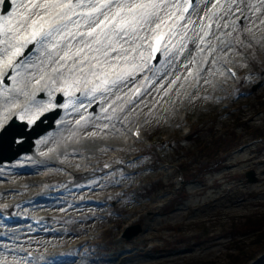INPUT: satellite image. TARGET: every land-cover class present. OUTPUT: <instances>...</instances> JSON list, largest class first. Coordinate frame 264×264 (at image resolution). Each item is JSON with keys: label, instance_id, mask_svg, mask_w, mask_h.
Returning a JSON list of instances; mask_svg holds the SVG:
<instances>
[{"label": "rangeland", "instance_id": "1", "mask_svg": "<svg viewBox=\"0 0 264 264\" xmlns=\"http://www.w3.org/2000/svg\"><path fill=\"white\" fill-rule=\"evenodd\" d=\"M259 35L261 33L257 32V36ZM245 40V44L236 46V53L229 54L227 61L221 62L219 71L214 69L213 74L207 76L205 69L199 87L193 89L187 101L184 100V92H181L182 99L168 98L167 103L157 104L154 115L143 122L146 133L143 142H147L148 136L155 144H161L152 151L144 152L135 143L130 145L127 128L119 134L95 138H85L82 134L79 139L65 137L55 145L61 151L59 156H53L51 152L41 156V151L52 146L47 142L38 145L37 140L48 133H58L63 127L56 123L64 112L59 108L54 128L34 139L36 158L32 160L56 157L57 160H52L74 166V171L69 177L61 170L51 174L46 180L45 189L40 190V181L32 176V172L21 173L33 167L38 174L42 167L51 168V165L35 168L36 165L27 161L21 165L14 164L16 160L32 157L33 153H23L18 156L21 157L19 159L16 157L0 164V176L6 177L5 180L0 177V208L18 218L17 223L12 224L0 221V261L24 258L23 252L26 249H32L41 256L45 249L63 246L85 230L93 231L94 234L89 235V239L93 240L99 232L95 226L96 216L103 212L106 214L104 221L107 226L119 219L127 224L138 219L143 228L142 232L126 238L128 243L122 237L123 240L113 243L108 249L113 260L104 264H153V261L158 264H207L206 259H213L222 250V240L210 237L213 233L207 236L209 240L204 244L191 245L194 252L188 253L191 250H186V253L179 254L178 248L163 258H157L158 252H155L153 245L150 246V240L153 239L162 246L166 242H173L176 236L185 238L192 232L189 224H197L202 220L206 222L205 225H216L213 230L221 232L228 229L225 222L227 219L220 218L222 216H243L247 213L264 216V140L258 138L251 141L249 135L247 140L250 141L227 153L207 158L205 155L207 152L212 153V150L203 152L205 147L198 150L197 146L201 138L210 140V133L194 124L201 119L208 120L210 112L212 115L216 114L215 119L209 115L214 126L212 130L221 133L229 132L222 125L233 127L232 119L235 115L251 118L250 125L259 124L264 128V106L260 107V111L256 109L258 97H264V40L248 41L247 34ZM249 43L251 46H248ZM225 62L235 65L242 76L241 82L236 86L223 69ZM208 63L210 65L211 61ZM205 78L211 82L204 83ZM154 95L150 88L139 98L137 106L140 101L146 100L147 103L139 109L132 122L139 115L144 116L143 121L146 119ZM60 102L62 98L58 103ZM234 104L242 106L239 110L232 111L229 107ZM95 107L90 110L95 111ZM184 108L188 109L186 121L182 119V115L179 117ZM189 125L195 129L191 128L187 138H183ZM192 134H196L194 139ZM207 143L211 144V141ZM214 143L210 148L215 147ZM179 145L184 149L176 155L172 147ZM135 152H138L135 159L123 160L125 156ZM87 153L90 155L89 170L82 172L80 161ZM153 156L158 159L150 164ZM182 163L186 168H191L193 174L197 172L184 188L179 187L178 177V165ZM129 168L133 170L132 174H125L124 171ZM249 168H253L258 177L252 183L246 182L244 177V172ZM21 180L27 183L20 184ZM142 187L146 188L145 196L139 192ZM133 189L138 192H133ZM241 197L244 198L243 201L240 200ZM96 199H102L104 205L97 207L94 204ZM32 216L43 219L40 229L29 223ZM110 217H114V221H109ZM243 220L242 217L241 221ZM56 227L59 234L53 232ZM178 230L180 232L174 235ZM117 232L119 229L114 224L113 233ZM253 234L246 232L243 236L253 238ZM244 241L248 242L246 239ZM191 243L190 241L187 245ZM187 245L185 246L189 247ZM83 257V254H78V260H83ZM63 259L65 258L60 261H66Z\"/></svg>", "mask_w": 264, "mask_h": 264}, {"label": "snow or ice", "instance_id": "2", "mask_svg": "<svg viewBox=\"0 0 264 264\" xmlns=\"http://www.w3.org/2000/svg\"><path fill=\"white\" fill-rule=\"evenodd\" d=\"M246 34L264 40V0H0V140L23 139L13 119L32 126L54 108L63 127L37 140L52 146L41 156L65 137L119 134L151 88L147 122L157 104L198 88L205 69L219 71ZM25 161L41 163L14 164Z\"/></svg>", "mask_w": 264, "mask_h": 264}, {"label": "trees", "instance_id": "3", "mask_svg": "<svg viewBox=\"0 0 264 264\" xmlns=\"http://www.w3.org/2000/svg\"><path fill=\"white\" fill-rule=\"evenodd\" d=\"M240 125L244 126L245 122L240 121ZM231 135L232 136L230 138H216L215 148L212 150L211 154H209V152L208 154L210 156H213L216 155L218 152L224 151L226 148H229L232 143H235L236 139L235 132H233ZM205 148L206 150H209L208 147ZM188 171L189 170L184 171V173L186 174ZM263 219V215L253 216L252 214L246 216L243 221L232 219L230 223H228V235L230 233L229 244L232 247L229 250L232 251H229V253L224 252L225 259L222 257H215L214 260L210 261V264H248L250 261L256 259L258 255L264 252V229H262L264 227V224L262 223L264 221ZM254 231L259 232L258 234H256L255 237L244 238L248 240V242H245L242 238L238 239L241 235L245 234L246 232ZM208 232L209 230L207 226L202 225V233L207 234ZM245 247H247L248 249ZM218 258L221 259L219 263L217 262Z\"/></svg>", "mask_w": 264, "mask_h": 264}, {"label": "water", "instance_id": "4", "mask_svg": "<svg viewBox=\"0 0 264 264\" xmlns=\"http://www.w3.org/2000/svg\"><path fill=\"white\" fill-rule=\"evenodd\" d=\"M52 126V123L49 122V124H47L43 129H39V130H36L35 132H33L32 134H26V133H23L26 138L25 140H23L20 144H18V148L17 150H15L14 152H12L10 155H1L0 154V162L2 160H10L12 159L13 157H15L18 153H20L21 151H27V150H30V147L32 145V140L31 138L32 137H35L37 136L40 132H42L43 130L49 128ZM13 137L14 136H11L9 139H8V146H11L12 143H13ZM8 153V151H6ZM5 152V153H6ZM246 176L248 178L249 181H255L256 180V177L254 175V171L253 170H249L247 173H246ZM140 230V226L138 224L136 225H133V226H130L128 228V230H126L124 232V237L126 238H131L134 234H136L138 231ZM251 264H254V262H252Z\"/></svg>", "mask_w": 264, "mask_h": 264}, {"label": "bare ground", "instance_id": "5", "mask_svg": "<svg viewBox=\"0 0 264 264\" xmlns=\"http://www.w3.org/2000/svg\"><path fill=\"white\" fill-rule=\"evenodd\" d=\"M31 153H33V155H35L34 150H32ZM19 158H20V157H19ZM18 174H19V173H18Z\"/></svg>", "mask_w": 264, "mask_h": 264}]
</instances>
